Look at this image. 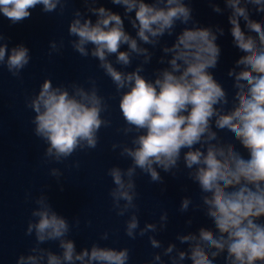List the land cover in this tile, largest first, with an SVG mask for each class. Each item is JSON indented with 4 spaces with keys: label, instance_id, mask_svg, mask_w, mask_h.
<instances>
[{
    "label": "clouds",
    "instance_id": "clouds-1",
    "mask_svg": "<svg viewBox=\"0 0 264 264\" xmlns=\"http://www.w3.org/2000/svg\"><path fill=\"white\" fill-rule=\"evenodd\" d=\"M73 3L0 0V15L17 25L30 19L37 6L44 14L62 16ZM80 3L82 8L71 9L68 44L80 57L98 62L119 97L123 123L116 131L126 139L112 143L111 150L130 163L113 165L106 174L113 185L108 192L112 210L127 217L124 235L133 241L147 236L154 250L147 264H217L221 258L223 264H264V0H206L213 13H227L232 45L240 53L227 71L231 97L213 71L220 64L217 41L225 28L202 25L192 0H110L122 14L101 0ZM165 37L173 38L171 43ZM9 40L0 31V67L22 80L31 50L23 43L9 47ZM64 47L63 38L49 41V57ZM156 49L161 53L156 63L164 66L155 68L150 79L144 73ZM111 98L101 94L92 76L84 83L57 84L46 77L39 90L25 98V107L34 113L32 132L45 145L42 162L62 164L78 151L97 149L101 129L113 126ZM221 132L231 133L232 139L224 140ZM70 167L79 169L80 162L74 160ZM63 174L58 167L49 169L57 184ZM140 175L160 185L162 193L166 176L182 175L195 184L198 201L182 196L178 211L202 212L212 226L178 232L175 241L165 245L157 236L168 228L167 211L141 227L136 203ZM26 198L36 205L25 229L34 244L16 264H129V247L94 241L78 249L71 233L79 230V216L70 222L43 191L35 198L27 193ZM185 225L191 228V216ZM109 239V231L99 236L100 241ZM50 242L58 252L44 246Z\"/></svg>",
    "mask_w": 264,
    "mask_h": 264
}]
</instances>
